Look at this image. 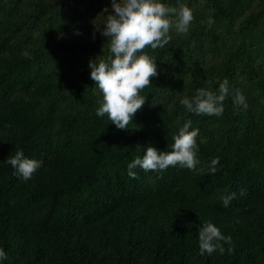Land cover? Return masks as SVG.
Returning a JSON list of instances; mask_svg holds the SVG:
<instances>
[{
  "label": "trees",
  "instance_id": "16d2710c",
  "mask_svg": "<svg viewBox=\"0 0 264 264\" xmlns=\"http://www.w3.org/2000/svg\"><path fill=\"white\" fill-rule=\"evenodd\" d=\"M102 2L0 0L4 264H264V0H167L186 3L194 19L188 33L143 50L158 74L126 128L95 114L101 94L89 59L108 54L93 24ZM225 78L221 116L181 104ZM237 90L246 109L234 103ZM188 119L199 128L196 169L128 174L127 164L148 145L171 151ZM17 149L43 161L27 181L6 162ZM232 192L225 207L223 196ZM207 221L231 242L201 255L198 230Z\"/></svg>",
  "mask_w": 264,
  "mask_h": 264
},
{
  "label": "clouds",
  "instance_id": "9594fccd",
  "mask_svg": "<svg viewBox=\"0 0 264 264\" xmlns=\"http://www.w3.org/2000/svg\"><path fill=\"white\" fill-rule=\"evenodd\" d=\"M109 8L112 10L109 11ZM98 15L102 17L99 22L96 21ZM97 16L93 24L106 37L108 54L104 58L97 56L89 59L90 76L101 94L95 114L100 117L107 114L108 120L117 127L126 128L145 103L146 95L141 94L142 89L152 83L151 77L158 74L156 59L143 50L147 46L152 49L163 48L171 39L172 29L177 33H188L194 13L186 3L176 7L167 0H111L110 6L105 5ZM212 22L210 16L208 24ZM229 91V81L225 78L217 90L200 87L194 95L184 96L180 102L189 112L221 116ZM234 103L244 109L248 107L246 97L239 90L235 93ZM191 125L192 120L188 119L179 127L173 136L171 151L148 145L142 156H136L127 164L128 174L137 176L138 173L134 171L137 167L162 174L163 170L177 164L196 169L199 128ZM203 142L201 138L200 143ZM218 161L216 157L210 162V171H216ZM6 162L25 181L31 179L43 164L40 159L26 156L23 149H17L14 155L7 157ZM235 195V192L225 194L223 205L227 207ZM198 236L201 255H211L217 249L222 252L224 247L220 241L231 242V236L225 235L211 221L203 223ZM8 255L0 246V264H4Z\"/></svg>",
  "mask_w": 264,
  "mask_h": 264
},
{
  "label": "rangeland",
  "instance_id": "374dc122",
  "mask_svg": "<svg viewBox=\"0 0 264 264\" xmlns=\"http://www.w3.org/2000/svg\"><path fill=\"white\" fill-rule=\"evenodd\" d=\"M110 4H111V0H103V2H102V8H104L105 5H109V6H110ZM111 10H112V9L109 8V11H111ZM176 33H177V32H176L174 29H172V30L170 31V36L175 35ZM259 53H260L262 56L264 55L263 47H260ZM208 60H209V59L206 57L204 60H201V62H203V63L205 64V63H207ZM191 63L193 64L192 61H191ZM207 64H208V63H207ZM193 65H194V64H193ZM200 69H201L200 66H198V65H194V74H198ZM259 99H260V100H264V97L261 96Z\"/></svg>",
  "mask_w": 264,
  "mask_h": 264
}]
</instances>
